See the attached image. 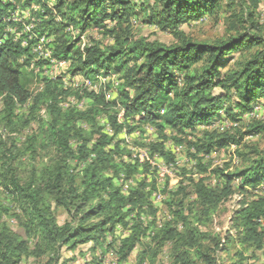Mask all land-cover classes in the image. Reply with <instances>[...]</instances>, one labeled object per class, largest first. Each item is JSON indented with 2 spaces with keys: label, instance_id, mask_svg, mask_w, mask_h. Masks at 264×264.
<instances>
[{
  "label": "trees",
  "instance_id": "obj_1",
  "mask_svg": "<svg viewBox=\"0 0 264 264\" xmlns=\"http://www.w3.org/2000/svg\"><path fill=\"white\" fill-rule=\"evenodd\" d=\"M49 1L0 0V125L4 128L0 132V192L5 196V202L0 201V264H21L30 258L33 264H70L64 251L84 244H90L94 252L112 247L121 263L147 234L141 214L155 216L151 196L157 187L153 182L149 189L147 177L128 193L115 185L108 171L133 172L140 165L117 157L120 146L115 136L136 116L140 124L167 128L173 134L211 127L221 119V111L240 121L264 98V18L260 13L264 0H55L52 7ZM21 10L32 12L35 30L52 38L54 56L69 60L72 72L88 78L120 74L118 99L107 100L105 93L90 91L78 94L93 99L86 110L63 108L61 101L75 92L59 78L30 70L34 41L25 32L18 35L8 30L22 27L11 19ZM207 18L224 25L221 36L197 39L182 29ZM138 19L171 32L175 41L168 44L132 34V21ZM70 26L81 33L95 29L110 43H92L82 51ZM117 103L124 110L123 121L118 113H110ZM20 107H29L23 126L33 120L38 124L23 137L22 145L8 134L18 130ZM101 115H108L112 133L99 124ZM76 119L88 127H77ZM263 130V120H253L239 132L205 129L202 137L188 140V150L195 157L216 148L241 146L246 136ZM149 151L175 161L163 142L151 144ZM241 155L245 167L239 173L215 170L224 180L221 185L190 179L194 200L176 199L178 193L167 199L172 219L161 226L150 222L151 243L138 254V264L155 257L165 245H170L173 264H243L241 251L232 262L222 260L219 252L235 242L253 253L264 248V148L255 145ZM236 176L242 178L243 190L256 193L235 212V235L227 231L223 240L220 234L203 232L200 225H207L232 193ZM61 212L67 215L63 222ZM8 215L18 218L25 236L8 225ZM118 226L131 228L130 233L116 236ZM109 235L112 240L107 244Z\"/></svg>",
  "mask_w": 264,
  "mask_h": 264
},
{
  "label": "rangeland",
  "instance_id": "obj_2",
  "mask_svg": "<svg viewBox=\"0 0 264 264\" xmlns=\"http://www.w3.org/2000/svg\"><path fill=\"white\" fill-rule=\"evenodd\" d=\"M37 9L36 7H34ZM260 13L264 18V1L261 4ZM25 21H27L25 19ZM190 35L197 39H214L221 36L224 30V25L221 22H217L215 19L207 18L203 21L193 22L190 25H184L182 27ZM134 35H141L151 40H160L165 43H172L175 41L173 34L169 31H163L156 25L144 22L141 19L133 20L131 30ZM73 39L78 40V46L85 49L92 43L100 45H107L110 43V39L104 37L95 29H89L84 33L73 34ZM102 81H97V78L90 77L92 80L97 81V94L105 93L107 100H117L119 97L118 84L120 83V74H100ZM118 83V84H117ZM42 86V82L35 84V89H39ZM65 87V85H64ZM68 90H73L75 93H69L62 101L63 108H75L79 110H86L90 106V102L93 100L90 96L79 98L78 94H87L90 90L73 85L68 87ZM215 92H220V88H216ZM236 101L237 98L234 97ZM0 107H2V101L0 100ZM45 109L41 111L43 113ZM118 113V118L123 121L124 110L120 104L114 105L113 109H110V113ZM18 114L22 118L18 125V130L9 132L18 139V144L22 145L23 137L32 129L36 130L38 124L35 120L27 126H23L24 118L29 114V107L18 109ZM221 119L217 120L211 127H198L196 131H187L185 134L172 133L170 129L160 130L156 125L140 124L138 122L139 116L135 119H129V126L115 136V140L118 141L120 149L117 153V157L122 158L126 162L136 163L139 162V170L128 172L123 170L118 174H115L112 170L107 172L108 176L113 177L115 185L120 187L124 193H128L129 189L136 185L139 181L147 177L149 189L152 187L153 182H156V189L153 190L151 200L156 210L155 216L144 212L141 214V221L143 225L148 227L147 234L142 236L141 242L136 246L129 258L124 262L119 261L115 250L111 247H107L103 252L98 249L94 252L90 250V244L79 245L75 250H65L64 256L70 259V264H138V254L146 247L148 243H151V236L153 225L150 222L156 221L158 226L163 225L167 220L172 219V213L168 209L166 203L169 197H172L174 193L177 194L176 199L194 200L195 193L191 188L193 185L190 179L198 180L200 178L205 179L206 183L210 186L221 185L224 183L219 173H215L217 168L223 169L225 174L235 175L239 173L245 167L243 155L241 153L251 152L253 146L257 145L260 148H264V130L251 136H246L241 146L229 145L223 148H216L211 153L206 154L200 152L197 156L193 157L188 149V140H196L198 137H202L205 129H219L220 131L231 130L232 132H239V130L245 131L249 124L253 120L264 121V98L259 99L253 104L252 109L246 114L241 115V119L238 122L232 121L228 116L221 111ZM99 124L107 130L108 115L98 116ZM77 127L86 129L87 123L84 120L76 119ZM130 127H134L132 132H128ZM4 132V128L0 125V132ZM112 133V132H111ZM167 152H170L174 158V163L167 161L165 157L156 152L151 154L149 149L153 143H162ZM114 142L111 147L114 148ZM23 147V146H22ZM193 151V149H192ZM150 163V166L147 164ZM242 178L234 177L232 184V193L226 198L211 215V221L207 225H200V229L203 232H209L214 234H220L222 239L225 240L227 231H230L232 235H235V230L232 228L233 217L235 212L247 201L252 199L255 195V191L250 189L245 191L241 188ZM185 195L187 196L185 198ZM0 201L5 202V196L0 192ZM175 207V205H173ZM197 208V207H196ZM188 212V211H187ZM192 216V215H191ZM67 217L66 213L59 215V221L63 222ZM133 217V215L131 216ZM192 218V217H191ZM8 225L20 235L25 236L24 230L20 227L18 218L15 215H8L6 217ZM133 225V220H130V225ZM130 229H122L120 226L115 231L116 236L123 237L130 233ZM112 240V236H108L106 241L109 244ZM237 251H241L244 255L242 260L243 264H264V248L258 250L256 253L245 251L243 246L238 243H231L229 248L220 251L219 255L222 260L227 262L235 261ZM172 251L170 245H165L155 257L152 259H146L142 264H173ZM94 257H97V261H94ZM33 258L23 260L21 264H33Z\"/></svg>",
  "mask_w": 264,
  "mask_h": 264
},
{
  "label": "built area",
  "instance_id": "obj_3",
  "mask_svg": "<svg viewBox=\"0 0 264 264\" xmlns=\"http://www.w3.org/2000/svg\"><path fill=\"white\" fill-rule=\"evenodd\" d=\"M54 2L55 0H50L49 6L52 7ZM35 7L37 8V6ZM11 19L14 22L21 23L22 27L18 29L17 26H10L8 27V30L18 35L25 32L28 34V38L34 41L31 44L33 58L31 59V63L29 65L30 70H33L36 73H41L52 79L59 78L63 81L65 87L76 85L96 93L98 92L96 86L97 81L103 80L101 76L98 75L96 77L97 81H95L83 74L74 73L70 70L71 64L69 60L54 56L52 38L46 36L45 34H40L35 30V17L32 15L30 10L17 11L12 15ZM25 19L27 21H25ZM68 30L73 34L79 33V30L75 29L73 26L68 27ZM27 44L28 40H25L24 45ZM39 62H42V65H39ZM107 131L110 133L112 130L108 127Z\"/></svg>",
  "mask_w": 264,
  "mask_h": 264
}]
</instances>
